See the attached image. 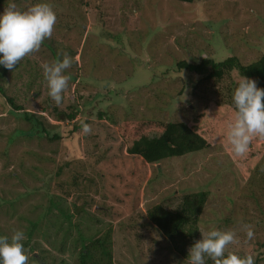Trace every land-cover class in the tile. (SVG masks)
<instances>
[{"label": "rangeland", "instance_id": "1", "mask_svg": "<svg viewBox=\"0 0 264 264\" xmlns=\"http://www.w3.org/2000/svg\"><path fill=\"white\" fill-rule=\"evenodd\" d=\"M84 1L90 3L89 8L80 0H0V14L10 2L15 3L19 11L48 3L56 13L52 37L44 40L39 52L26 56L21 60L22 65L18 64L19 68L10 72L5 90L26 108L23 112L46 117L55 127L49 131L50 137L56 133L60 136L51 141L45 134L32 139L19 134L11 140L14 133L30 126L24 122L23 112H14L11 107L0 111V230L9 238L14 229L25 233L23 245H27L24 251L29 258L28 264H80L81 250L100 238L111 245L112 264H182L163 250L168 242L159 234L148 213L157 205L176 211L185 195L204 190L211 196L202 215L201 236L195 242L212 227L218 229L224 224L245 235L241 225L251 224L255 233L251 241L264 244V158L244 174L234 162L232 152L224 146L147 166L134 159L128 160L129 169L125 171L119 167L113 172L121 171L124 178L135 174L137 181L144 178L138 201L132 182L123 180L120 184L116 181L110 188L102 187L101 182L93 187L94 182H86L92 176H87L82 185L87 187L88 195L96 196L99 203H105L108 197V202L116 209L121 206L120 211L111 216L96 213V206L91 212L81 214L83 202L77 190L65 196L55 184L50 194L31 192L25 187L41 188L45 185L42 173L53 172L74 153L93 152L97 146L88 144L81 130L73 135L69 131L71 125L58 122L52 116H55L54 106L57 105L48 96L41 64L62 61L59 53L67 52L73 57L72 67L64 73L71 79L62 93L60 111H67L71 104L77 105L81 111L77 120L90 121L91 128L102 134L104 129L97 124L101 120L98 121L95 113L92 115L100 98L109 99L107 103L102 102L103 110L111 117L116 116L113 122L106 119L101 122L114 130L125 118L186 121V115L194 116L211 101L220 98L231 101L235 85L227 77L217 90L208 82H202L201 76L175 71L172 66L177 61L200 63L202 57L223 60L234 56L243 64H249L264 55V0ZM75 9V16L70 15L69 11ZM83 12L87 17V35L78 28L72 29L75 31L67 28L68 17L75 18ZM98 25L112 29L114 36L119 35V41L124 42L123 46L109 47L105 38L95 33ZM123 33H127L126 37ZM51 49L56 52L55 57ZM89 79H97L99 83L92 81L95 84L92 86ZM80 82H85L83 87L87 90L83 88L78 94L76 89ZM103 87L109 88L104 90ZM5 102L0 97V109ZM97 152L99 154V150ZM41 157L46 160L41 161ZM22 163L25 169L39 174L37 180L24 173ZM89 172L95 174L91 169ZM111 188L112 195L107 193ZM51 195L58 196L56 200L61 201V209L55 206L54 214L48 212L38 232L30 238V223L39 221L47 212ZM115 196L122 202H116ZM6 200L13 202L6 203ZM90 213H96L98 220H90ZM237 214L240 219L235 217ZM242 214L248 215L250 223H238L245 218ZM189 245L188 249L192 246ZM257 251L261 252H256L254 257L259 264H264V247ZM99 252L100 249L96 256Z\"/></svg>", "mask_w": 264, "mask_h": 264}, {"label": "trees", "instance_id": "2", "mask_svg": "<svg viewBox=\"0 0 264 264\" xmlns=\"http://www.w3.org/2000/svg\"><path fill=\"white\" fill-rule=\"evenodd\" d=\"M80 1L83 3L85 8H89L90 3L84 0ZM175 1L180 3H193L195 0ZM75 12L76 9L69 11V14L75 16ZM81 15H78L75 18H72V16L68 17L67 28H69L70 31L73 28H78L82 33H86L87 35L89 33V29L87 28V17L84 12ZM73 19L77 20L76 23ZM101 23L103 24L104 22ZM83 28L87 29L85 30ZM96 28V35L100 34V36H103L105 38L106 44L109 47L112 48L115 45L121 47L123 46L124 42L119 41V35L117 37L114 36V31L112 29L105 28V26L101 27L100 25H98ZM73 33L75 32H72V34ZM126 34L127 33H123L125 37ZM50 51L55 57L56 52L53 49ZM27 61L29 60L27 59ZM19 64L20 67L22 65L21 61ZM19 67L16 66L15 69ZM172 67L175 71H187L192 75L201 76L203 78L201 80L202 82H208V84H210L212 87H217V90H219V85L221 86L227 77L232 80V83H234L236 89L242 76L255 80L257 82V87L264 89V55L249 64H243L237 57L234 56L223 60H217L212 57H202L200 63L179 60ZM10 72L11 71L0 65V97L4 98L6 101L5 105H2L0 111L7 110V108L11 107L14 109V112L20 113L26 110V108L23 105H20V103L14 97L7 95L5 90V84H7L6 80L8 79ZM155 79L156 78H154V80ZM92 81L99 83L97 79H89V83L93 84H91L92 86H95ZM30 83L33 85V81ZM80 83L81 84H79L76 89L78 94L83 88H85L84 91L87 90L85 86L83 87L85 82ZM109 87L103 88L106 90ZM235 89H233V94ZM107 101H109V99L106 100L100 98L99 102L97 103L98 106H96L97 108L95 111H92V115L95 113L98 121L106 119L113 122V120L116 119L114 114L111 117L110 113L103 110L105 105H103L102 102L107 103ZM47 103L50 106L51 102L49 99ZM54 112L55 116H52L56 121L72 126L71 130H69L71 134L75 135L79 133L81 130V123L83 121L77 120L81 112L77 105L71 104L67 111H60L58 106H54ZM23 114L24 122L29 124L28 126H30V128L17 131V133L13 134L11 140H14V138L19 134L29 139H32L35 136L39 138L43 134L50 137L49 131L55 127L50 125V122L46 119V117H44L42 114L29 112H23ZM60 114H62L63 117H60ZM83 114L86 115L84 112ZM234 117L235 110L233 99L228 102L223 98H220L218 101L216 100L209 102L204 110L196 113L194 116L188 115L187 117L186 115L187 120L182 122H164L158 119H140L131 121L125 118L121 122L120 127L117 130H114V128L107 126V123H102L99 121L97 124L104 129V133H97L92 129V133L86 137L88 144L97 145L93 152L88 151L84 154L81 152L74 153V155L70 157V160H65V162L62 161L57 170H54L53 172L47 171L42 173V181H44L45 185L41 188L36 186L33 189L28 185L25 187H27V189L31 192L44 191L45 193L50 194L51 188L53 184H55L57 189L62 191V194L65 196H70L72 192L77 190L76 193L79 196V200L83 202L81 214L82 212L90 211L93 206H96V213L103 215L108 214L109 216L114 215L116 211H120L121 206L116 209L108 202V197L105 198V203H99L95 199L96 196L91 197L90 194L88 195L87 187L82 185V182L87 176H92V180L90 179L86 182L87 184L89 182H94L92 185L93 187H97L98 183L101 182L103 183L102 187L105 185L104 187L106 188H110V185L116 181H119L120 184L123 182V180L126 182H132V184H134L136 187L135 199L138 201L141 187L144 183V178L141 177L139 178V181H137L138 178L135 177V174L133 177L125 176L124 178V176L122 177V174L120 173L121 171L118 170V173L113 172L115 169H118L119 167H123L124 170L125 168L129 169V167L126 166V163L128 160L132 159L144 163L147 166L148 164L161 163L165 160L167 161L174 158L179 159L187 155L200 153L209 150L212 147L224 146L226 149L231 151V146L226 139V132L227 124L234 120ZM75 120L77 121L74 122ZM84 122L90 124V121ZM58 134L59 133L54 134V136L50 137L49 139L51 141L58 140L60 138ZM107 145V150H102V147ZM97 149L99 150V154H97ZM233 156L236 165L242 170L244 174H247V172H250V169L254 164L259 163L264 158V139L254 138L250 144L249 151L245 154V156L236 157L234 154ZM40 160L45 161L46 159L41 157ZM122 163L123 165H121ZM23 166L24 164L22 167ZM23 168L25 169V167ZM89 169L94 171V175L96 176L91 174ZM42 171H44V169H40V172ZM24 173L30 174L34 181L39 177L37 172L32 173L31 170L27 168L25 169ZM18 177L20 178L19 175ZM115 187L116 186H114V188ZM107 193L111 195L114 194L112 188L108 190ZM210 196L211 194L209 191H195L183 197L184 199L182 205L176 211H171L161 205H157L151 208L148 213L151 222L155 225V228H157L159 234L166 240V242H168L167 247L163 248V250L175 256L182 264H187L186 260L188 257L189 244L191 243V245H193L195 242L194 240L201 236L200 227L203 222L202 215ZM56 197L58 196H50L48 202L51 208L49 207L47 212L42 214V218H40L39 221H31L29 226L30 238L33 237V233L35 234L38 232L42 221L47 218L48 212L49 214H54L55 206L59 210L61 209V201L56 200ZM18 199L19 198L15 200ZM115 200L118 203L122 202V200L120 198H116V196ZM8 201H11V203L13 202L12 200H6V203ZM1 203L4 204V201ZM126 206H129V204ZM96 213H90V220L92 218L98 220ZM237 216L238 214L235 215V217L240 219ZM242 216L245 218L239 220L238 223H242V221H244L243 223H250L249 218L247 219L248 215L242 214ZM80 226L81 225L78 227ZM219 227L220 228L218 229L222 231L233 230L224 224L219 225ZM86 228L87 227H85V229ZM0 236H6L2 230H0ZM237 236L241 240V243L238 245H230L226 250L225 255H227L228 252H232L241 257H244L245 255H251L254 258L255 264H259L260 261L258 258L254 257V254L256 252L260 253L261 251H257V249L264 247V244H261L260 242L253 243L252 241H248V243L245 244L243 243V241L246 239L245 235H240L237 233ZM72 242L77 243V240H72ZM26 248L27 245L24 246V249ZM98 249H100V252L99 255L96 256ZM111 260V245L110 243H108V245L104 243L102 238L98 239L94 244L85 246L79 254L80 264H105V261L109 262V264H112ZM36 262H39L37 258ZM206 264H213V262L206 258Z\"/></svg>", "mask_w": 264, "mask_h": 264}, {"label": "clouds", "instance_id": "3", "mask_svg": "<svg viewBox=\"0 0 264 264\" xmlns=\"http://www.w3.org/2000/svg\"><path fill=\"white\" fill-rule=\"evenodd\" d=\"M56 21V13L48 3L19 11L17 5L10 2L0 14V65L12 71L26 56L39 52L44 40L52 37ZM58 55H62V61L41 64L48 96L57 106L71 79L64 73L73 64V57L67 52ZM232 99L235 117L227 124L226 139L232 153L243 157L254 138L264 139V89L258 88L255 80L242 76ZM81 131L85 136L91 134V125L82 122ZM241 230L246 235L243 243L254 238L253 225L242 224ZM25 238L22 230L15 229L10 238L0 236V264H28L23 245ZM240 243L236 231L212 227L188 249L187 264H206V258L213 264H255L251 255L241 257L232 252L225 255L230 245Z\"/></svg>", "mask_w": 264, "mask_h": 264}]
</instances>
